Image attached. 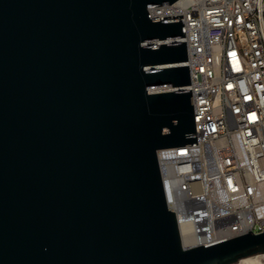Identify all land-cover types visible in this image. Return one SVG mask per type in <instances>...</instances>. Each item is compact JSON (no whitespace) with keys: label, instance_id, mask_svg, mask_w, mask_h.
Masks as SVG:
<instances>
[{"label":"water","instance_id":"obj_1","mask_svg":"<svg viewBox=\"0 0 264 264\" xmlns=\"http://www.w3.org/2000/svg\"><path fill=\"white\" fill-rule=\"evenodd\" d=\"M176 0H0V264H234L251 230L184 248L158 150L197 143Z\"/></svg>","mask_w":264,"mask_h":264},{"label":"built area","instance_id":"obj_2","mask_svg":"<svg viewBox=\"0 0 264 264\" xmlns=\"http://www.w3.org/2000/svg\"><path fill=\"white\" fill-rule=\"evenodd\" d=\"M151 17L183 14L197 143L158 150L169 207L184 248L264 232V0H176L148 6ZM189 237L190 244L184 243Z\"/></svg>","mask_w":264,"mask_h":264},{"label":"bare ground","instance_id":"obj_3","mask_svg":"<svg viewBox=\"0 0 264 264\" xmlns=\"http://www.w3.org/2000/svg\"><path fill=\"white\" fill-rule=\"evenodd\" d=\"M184 243L187 246L190 244V239L188 236L184 237ZM234 264H264V253H258L244 257Z\"/></svg>","mask_w":264,"mask_h":264}]
</instances>
